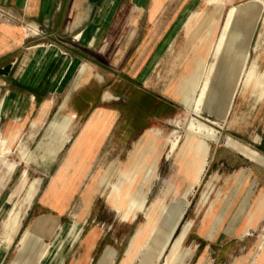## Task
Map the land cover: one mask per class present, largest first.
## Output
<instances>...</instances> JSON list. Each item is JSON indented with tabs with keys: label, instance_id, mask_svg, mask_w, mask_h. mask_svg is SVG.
Returning a JSON list of instances; mask_svg holds the SVG:
<instances>
[{
	"label": "rangeland",
	"instance_id": "rangeland-1",
	"mask_svg": "<svg viewBox=\"0 0 264 264\" xmlns=\"http://www.w3.org/2000/svg\"><path fill=\"white\" fill-rule=\"evenodd\" d=\"M185 2L191 5L194 13L188 9L184 13V22H182L183 17L180 19L185 28L181 29L182 34L178 41H176L177 36L173 33L170 37L175 40L174 42H170L171 39H169L164 43L151 42L150 40L136 44L128 43L127 38L121 42L118 39L114 43V48L121 52V57L117 60L114 72L102 69L106 71L111 81L109 87L104 88L107 82L98 83L97 81L90 86V89L80 90L79 87L83 83L80 82L75 89L70 90L76 71L68 76L65 74L63 80H67L68 84L64 83L62 87L59 86L58 93L54 94L55 108L47 122L44 125H36L35 128L29 124L25 130L26 134L20 140L11 143L4 141L0 144V208L5 205L11 195L16 196L12 198L9 208L14 202L19 201L20 203V214H12L10 220L6 217L2 224L3 229L5 226L6 229L4 234H2L3 232L0 234V241L6 240L7 242L6 251L2 255H5L7 263L33 264V260L40 258H51L54 261L61 257L62 249L68 240L79 237L76 232L77 222L75 220L76 211H79L81 207L79 199L73 202L69 210L71 217L68 224L71 227L62 229L52 240L44 241L40 237L33 236L29 233L28 227L32 220L30 210L33 204L63 163L71 144L72 148L66 160L67 164L77 161L83 151L90 149L86 145L91 140L88 134L80 142V136H83L88 124L74 142L73 139L77 137L85 122L87 112L91 108L114 107L119 113L118 120L107 135L108 137L102 140L101 150L97 156V162L104 164L106 168L101 167L93 179L99 177L103 184L113 182L112 192L108 199L120 214L122 223L119 225L116 223L115 227H117L112 228V219H109L106 214L97 223L106 234L111 232L112 235L109 236L114 235L118 243L122 241L124 245L132 239L129 254L134 248H140L143 249L142 262L147 264L152 262L182 264L186 256L191 254L187 248L192 243L193 232L200 221L201 227L204 228L211 218L214 219L212 230L215 232L223 224L230 209L234 207V215L228 214L227 216V218L232 217L227 229V232L230 233L243 214L257 213L256 210H251L249 204L256 187L255 183H251L248 190L243 191V187L248 181L247 174L235 175L234 186L230 190L220 189L217 183L220 181V176L229 173L226 166L221 165L222 156L233 154L231 149L225 147L226 137L248 145L251 150L237 144L250 153V155L246 152L243 153L244 159L264 168V165L256 161V159L264 161V148L251 143L247 134L241 131V126L245 125V121L242 123L243 117L240 115L243 106L247 113L251 112L252 114L256 104L260 103L264 106V99L257 102L259 92L252 88L242 90L241 87L235 91L240 73L237 52L241 49L238 44L239 40L229 44L225 36L227 31L236 35L246 36L249 34L251 36L246 45L250 61L248 68L251 67L257 55V42L261 36H264V0H185ZM215 3H221L224 12L208 54L204 82L201 85V91L203 89L204 92L203 109L195 118L214 130H218L219 141L210 143L205 166V169L208 166L207 170L204 169L205 174L203 173L197 184L186 193L187 206L177 234L166 252L158 257L161 241L159 228L162 218H156L155 214L148 213L153 209L157 210L156 205L160 199L164 203L163 207H168L183 197L185 186L177 187L175 185L179 172L176 151L172 150V144L176 141L175 134L177 132L180 133V144H182L185 134L181 130L180 124L182 122L186 124L191 116L186 108L177 103L175 98L163 96V86L166 82H173L169 88L172 93L171 87L184 73L183 64L189 48L187 41L183 42L182 40L186 35L189 37L192 29L203 19L206 12L212 13L213 10L210 6ZM1 12L8 14L9 12L0 9V20H6L7 18L2 17ZM10 16L13 18L12 15ZM27 30L29 35L34 36H39L43 32L37 27H27ZM127 30L128 27H125L122 31L123 36ZM107 45L106 42L102 44V46ZM133 48L138 52L136 58H133L135 51L131 53ZM180 50H183L185 56L178 59L177 54ZM261 50H264V44ZM75 55L69 56L73 57V61H78V67L82 63L86 64ZM90 57L93 58V56ZM177 66L181 68L179 76L170 73ZM258 66L259 71H264V53L258 60ZM104 92L111 95V100L102 103ZM145 93L154 97L155 95L166 97L170 105L174 107L168 105L156 107ZM232 93L236 98L227 120L223 123L222 119L231 103ZM200 94L199 91L198 95ZM86 100L89 102L84 107ZM62 105L64 108L60 109ZM248 115L250 116V113ZM57 116H63L62 119L68 120V122L62 123L63 120L59 123L53 122L52 119ZM222 123L223 127L220 128ZM52 131L57 137L51 140L48 136ZM252 131L251 128L250 132ZM1 133L2 125L0 124ZM3 138L5 137L3 136ZM140 143L142 144L140 151L145 157L142 155L144 157L142 163L137 172L133 173L130 171V165L134 151ZM215 147L218 148V152L213 157ZM217 169L220 170V176L213 174ZM65 172L66 168L62 167L59 175L51 181L50 188L55 184V180L64 176ZM94 172V170L91 172L90 177ZM224 183L228 184V179ZM203 194L208 195L207 202L202 201ZM105 199L106 197H103L104 202ZM213 202H217V205L210 210V205ZM16 216L18 217L13 226L12 223ZM248 219L246 225L250 222ZM131 220L134 222L132 225H130ZM146 223L147 226H145ZM8 227L12 230H9ZM261 230H264V224L261 226ZM260 234L262 235L259 237L249 264H262L264 261V231ZM243 235L255 240L257 237L256 231L248 228L243 231ZM239 253L238 251L234 252L233 257H237ZM114 255L113 251L107 249L98 264H105L104 262L113 264Z\"/></svg>",
	"mask_w": 264,
	"mask_h": 264
},
{
	"label": "crops",
	"instance_id": "crops-1",
	"mask_svg": "<svg viewBox=\"0 0 264 264\" xmlns=\"http://www.w3.org/2000/svg\"><path fill=\"white\" fill-rule=\"evenodd\" d=\"M0 9L13 16V19L9 21L0 20V124L2 125L0 135L7 138L9 143L20 140L26 134L25 130L29 124L35 128L36 125H44L47 122L55 108L54 94L58 93L59 86L62 87L64 83L68 84L67 80H63L65 74L68 76L76 71L70 90L75 89L80 82L83 83L79 89L87 90L97 81L98 83L107 82L104 87L107 88L111 81L106 71L102 69L114 72L117 60L121 57V52L114 48V43L118 39L121 42L127 38L128 43L136 44L150 40L164 43L171 39L170 36L173 33L178 41L182 34L181 29H184L182 23L184 13L188 9L194 12L185 0H0ZM182 17V22H180ZM27 27H37L43 32L39 36L29 35ZM125 27H128V30L123 36L122 31ZM174 41V39L170 40V42ZM182 41H187L189 45L187 58L191 53V42L187 35ZM263 41L264 36H261L257 42L256 58L248 68L250 62L248 56L246 66L242 71L240 70L241 74L239 73L235 87V91L241 87L242 90L252 88L258 91L257 102L264 99V71H259L258 66V60L264 53V50H261ZM105 42L108 45L102 46ZM135 48L131 50V53L135 51L133 58L138 55ZM184 54L183 50H180L177 58L181 59L185 56ZM69 55L79 57V60H83L86 64L82 63L78 67V61H73V57ZM76 68L78 69L75 70ZM180 71L181 68L177 66L170 73L179 76ZM204 76L201 85L204 82ZM172 83L166 82L162 93L163 96L174 99L169 91ZM145 94L151 102L155 103L156 107L171 106L166 97ZM103 95L102 103L111 100L109 93L104 92ZM235 98L232 93L231 103L222 119L223 123L230 114ZM87 103H84V107ZM63 108L64 105L60 107V109ZM99 111L105 113L109 119L108 129L104 133H97L93 136L92 143H90L93 145L91 149L83 151L77 161L67 164L71 144L63 163L30 210L32 220L28 227L29 233L44 241L52 240L62 229L71 227L68 224L71 217L69 210L73 202L79 199L81 207L79 211H76L75 216L76 232L79 237L65 243L60 258L54 261L51 258H40L33 260V264H98L107 249L115 254L113 264H147L142 262L143 249L134 248L129 254L132 239L124 245L122 241L118 243L114 235L109 236L111 232L106 234L97 223L102 220L104 214L112 219V228L117 227H115L116 223L118 225L122 223L120 214L108 199L112 192L113 182L103 184L99 177L93 179L101 167L106 168L104 164L97 162V156L101 150L102 140L108 137L107 135L118 120L117 109L114 107L89 109L85 122L77 137L73 139L74 142L95 113ZM240 115L243 117L242 123L245 121V125L241 126V131L247 134L251 143L264 148V106L260 103L256 104L252 114L247 113L243 106ZM62 118L63 116H57L52 120L59 123L63 120ZM64 121L68 122V120H63L62 123ZM223 123L220 124V128L223 127ZM251 128L252 132H250ZM218 134L220 135L219 132ZM56 137L53 131L48 136L51 140ZM225 142V147L231 149L233 154L222 156L221 165L226 166L229 173L220 176V170L217 169L213 173L220 176L217 184L220 189L230 190L234 186L235 175L247 174L248 181L243 191H247L249 185L255 183L256 187L249 204L251 210H256L257 213L243 214L230 233L227 229L232 217L227 218V216L228 214L234 215V207L230 209L223 224L215 232L212 230L214 219L211 218L204 228L201 227L200 221L193 232L192 243L187 248L191 254L186 256L182 264H249L259 237L262 235L260 232L264 231H260L264 224V214H262L264 212V168L244 159L238 145L251 150L248 145L230 137H226ZM217 152L218 148L215 147L213 157ZM62 167L66 168L64 176L55 180V184L50 188L51 181L59 175ZM93 170L95 172L90 177ZM176 178L177 187L185 186L182 175ZM227 179L228 184H225L224 181ZM14 196L16 195H11L5 205L0 208V234L2 232L4 234L6 229V226L3 229V220L6 217L10 220L11 216L20 212L19 201L14 202L9 208ZM103 197H106L105 202ZM247 219L250 220L249 226L246 225ZM133 223L131 220L130 225ZM246 228L256 231V240L251 236L247 238L249 236L243 235ZM6 245V240L0 241V264H11L7 263L5 255L2 256L6 251ZM237 251L240 253L234 258L233 254ZM158 263L152 262L151 264Z\"/></svg>",
	"mask_w": 264,
	"mask_h": 264
},
{
	"label": "bare ground",
	"instance_id": "bare-ground-1",
	"mask_svg": "<svg viewBox=\"0 0 264 264\" xmlns=\"http://www.w3.org/2000/svg\"><path fill=\"white\" fill-rule=\"evenodd\" d=\"M210 7L213 10L212 13L210 14L206 12L203 19L199 21V23L192 29L191 33L189 34L188 38L191 42V53L184 60V73L179 76V78L171 87V95L174 96L175 99H177V102L180 103V105L188 110V113L191 116L186 124H184L183 122L180 124L181 130H183L185 134L182 144H180L179 132L175 134L176 141L172 144V150L176 151V163L179 175H182L185 180L183 197L179 198L172 206L168 207H163L164 203L160 199L156 205L157 210L154 211L155 209H151L152 211H149L148 213L155 214L156 218H162V222L159 228V237L161 238V241L158 257H161L166 252V250L170 247L171 241L174 238L175 234H177V229L184 216L187 206V203L185 201L186 193L197 184L204 173L210 143H217L219 141V134L217 132L218 130H214L213 128L207 126L206 124L200 122L195 118L203 109L204 92L203 89L201 91V81L205 73L206 59L214 43L224 12V8L221 3H215ZM225 36L226 39H228L227 41L229 44H231L232 41L239 40L238 44L241 51L237 52V58L239 60L240 70L242 71L246 66L248 60L249 55L246 45L249 43L251 36L249 34H247L246 36L236 35L230 31L225 32ZM199 91L201 92L200 95H198ZM108 121L109 119L106 117L105 113H102L101 111L96 112L86 126L83 136H80V142L82 139H85L88 134V136L91 137V140H89L86 145H88L87 147L89 148L93 146L90 144L92 142L93 136H95L97 133H104L108 129ZM90 133H92V135H90ZM4 141H6V143H9L8 140L0 135V144ZM141 146L142 144L140 143L137 149L134 151L132 157L133 160L130 165V171H133V173L137 172L143 158L145 157L140 151ZM239 150L244 154L245 152L248 153L241 147L239 148ZM248 155H250V153H248ZM256 161L257 163L264 165L263 160L256 159ZM208 198L209 197L207 194L202 195L203 202H207L209 200ZM216 203L217 202H213L210 205V210H212L214 206L217 205ZM16 214H19V212ZM17 217L18 216H16L13 220V226L15 225ZM145 226H147V223ZM10 227L9 230H12L10 229ZM104 263L106 264V262Z\"/></svg>",
	"mask_w": 264,
	"mask_h": 264
},
{
	"label": "built area",
	"instance_id": "built-area-1",
	"mask_svg": "<svg viewBox=\"0 0 264 264\" xmlns=\"http://www.w3.org/2000/svg\"><path fill=\"white\" fill-rule=\"evenodd\" d=\"M1 14H3L2 17H6L7 18L6 21H9V20H12L13 19L8 13H2L1 12Z\"/></svg>",
	"mask_w": 264,
	"mask_h": 264
},
{
	"label": "trees",
	"instance_id": "trees-1",
	"mask_svg": "<svg viewBox=\"0 0 264 264\" xmlns=\"http://www.w3.org/2000/svg\"><path fill=\"white\" fill-rule=\"evenodd\" d=\"M86 102H89L88 100H86Z\"/></svg>",
	"mask_w": 264,
	"mask_h": 264
}]
</instances>
